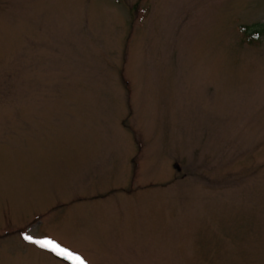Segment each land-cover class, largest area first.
<instances>
[{"label":"rangeland","instance_id":"rangeland-1","mask_svg":"<svg viewBox=\"0 0 264 264\" xmlns=\"http://www.w3.org/2000/svg\"><path fill=\"white\" fill-rule=\"evenodd\" d=\"M0 264H264V0H0Z\"/></svg>","mask_w":264,"mask_h":264},{"label":"snow or ice","instance_id":"snow-or-ice-1","mask_svg":"<svg viewBox=\"0 0 264 264\" xmlns=\"http://www.w3.org/2000/svg\"><path fill=\"white\" fill-rule=\"evenodd\" d=\"M25 239H26V240H31L32 238L29 237V236H25ZM38 243H40V246H41V247H48V244H49L50 242H48V241H44V242H38ZM57 247H58V246L53 245V250H56ZM57 254L59 255L60 252H57Z\"/></svg>","mask_w":264,"mask_h":264}]
</instances>
